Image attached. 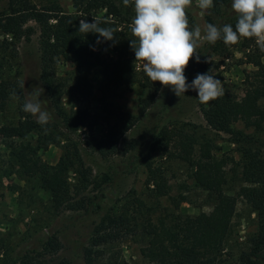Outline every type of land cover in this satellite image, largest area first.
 <instances>
[{
    "label": "trees",
    "instance_id": "16d2710c",
    "mask_svg": "<svg viewBox=\"0 0 264 264\" xmlns=\"http://www.w3.org/2000/svg\"><path fill=\"white\" fill-rule=\"evenodd\" d=\"M228 1L213 0L214 13ZM231 4L228 3L227 8L217 15L223 16L221 24L216 22L214 13L207 16L208 24L220 28L231 24L234 27L237 17ZM74 8V12H66L58 3L38 7L31 0H8L6 9L0 13V30L5 36L0 44V113H8L15 96L24 103L25 88H21L22 81L16 78L17 69H13L18 57L16 42L34 34V27L29 23L35 21L40 25V94L46 97L44 110L52 117L48 125L42 127L35 116L25 113L20 107L16 120L9 119L0 124V138L12 140L8 146L19 172L38 179L40 186L50 194L53 209L59 213H89L101 206L97 203L93 207L94 198L87 194L94 184L93 173L85 167L79 148L72 139L71 143H63L64 151L55 164L46 162L40 154L51 144H61L65 140L61 136L63 133L72 134L97 122L86 110L67 109L63 98L72 93L90 97L97 86L104 94L102 99L106 100L120 87L139 85L143 95L137 120L147 113L163 88L160 82H152L136 65L135 52L130 47V40L135 39L130 30L134 12L123 4V0H74ZM103 9L104 14H97ZM94 18L101 27L115 29L114 41L100 38L101 42L97 43L99 34L78 31L81 19L92 23ZM236 48L243 51L242 63L255 67L246 75L245 96L238 99L233 91L225 88L223 96L200 104L212 129L231 133L235 141H241L244 137L234 129L235 123L243 121L248 127L264 128V52L260 51L255 40L241 38L232 46H226L223 40L215 44L206 42L205 48L198 52L199 62L194 56L185 72L187 75L200 65V74L209 71L211 74V70L203 72L207 68V53L229 57ZM60 59L71 62L75 67L79 74L75 82L66 83L57 77L56 65ZM127 130L111 128L104 137L91 138L89 144L102 156L111 157L118 152ZM154 145L162 157L178 159L188 166L194 185L205 191L207 200L213 202L212 211L195 215L159 213L156 200L171 198L175 201L177 197L172 194L173 185L167 175V166L163 162L146 160L148 194L155 201L148 204L140 195L128 192L122 197V202L113 205L94 224L91 245H108L131 235L143 242L140 253L152 264H217L232 230L238 197L243 196L257 211L258 230L250 238L249 249L241 254L238 264H264V159L252 149L244 148V184L235 195L215 186L226 184L229 159L216 155L215 144L210 138L197 136L184 124H174L170 129L157 132ZM73 172L76 173V182L73 181ZM113 175V172L107 175L109 180ZM181 190L187 192L190 187L182 183ZM61 247L59 237L53 233L43 244L42 254H55ZM97 253L91 247L86 248V263L94 264ZM35 262L52 264L44 256L42 259L30 257L26 264Z\"/></svg>",
    "mask_w": 264,
    "mask_h": 264
},
{
    "label": "rangeland",
    "instance_id": "374dc122",
    "mask_svg": "<svg viewBox=\"0 0 264 264\" xmlns=\"http://www.w3.org/2000/svg\"><path fill=\"white\" fill-rule=\"evenodd\" d=\"M8 0H0V13L7 7ZM38 7L58 3L66 12H74V0H31ZM229 0L214 13V8L202 10L198 0H192V5L186 8L190 29L200 27L201 39L196 52L206 46L203 40L204 27L208 24L207 16L215 14L216 22L221 24V14ZM134 12V3L128 5ZM105 9L98 10L102 15ZM135 15V12H134ZM53 21V20H52ZM34 34L30 38H23L16 42L18 57L13 69H17V77L25 83L26 96L30 92L38 94L42 109L46 108V97L42 92L39 81L40 67V25L31 21ZM5 36L0 30V44ZM101 46H98L100 49ZM107 51V49L105 50ZM243 51L236 48L229 57H220L213 52L207 53L205 64L211 70V75L220 79L223 88L233 91L238 99L246 94V75L255 67L242 63ZM142 68L141 62H136ZM200 66V65H199ZM192 68L186 75L187 83L191 84L202 68ZM198 69V70H197ZM186 71V70H185ZM202 72V73H203ZM57 77L66 82H75L79 74L71 62L60 59L56 65ZM143 89L139 85L132 88L120 87L115 94H109L103 100L104 94L96 86L90 97L77 93L66 95L63 98L67 109H82L89 112L97 122L93 126L82 127L72 134L63 133L65 140L61 144H51L42 149L40 154L46 162L55 164L60 159L64 149L63 143H76L80 157L93 173L94 184L87 193L94 198V206L99 203L100 209L95 207L89 213L84 211L57 212L52 207L50 194L39 184L37 178H29L19 172L18 166L12 161L8 143L12 140L0 138V264L28 263L30 257L50 259L52 264H87L85 249L92 248L98 251L94 264H152L140 253L143 244L140 239L128 236L108 245L93 246L90 237L94 224L113 205L122 202L128 192L133 191L153 204L149 197L147 185L146 160L155 163L163 162L167 166V175L173 185L172 194L177 200L161 198L156 200L159 213L175 212L182 214L209 213L213 209V202L207 200L206 192L194 185L190 177L188 166L178 159H166L154 145L156 134L159 131L170 129L174 124L185 126L186 129L200 137H208L215 144V153L218 157H228L226 165L227 182L224 185H215L218 190L238 195L244 184L242 178L244 148L257 152L264 159V128L248 127L243 121L235 123L236 131L243 135L241 141H235L231 133L212 129L204 116L198 93L189 89L178 97L170 88L163 86L157 99L140 119L138 116L139 102ZM22 101L13 97L7 114L0 113V124L9 119L16 120ZM128 130L120 141L118 152L111 157H104L89 144L91 138H102L111 129ZM157 128V129H156ZM61 132V130H60ZM70 139V140H69ZM16 142H19L16 139ZM113 172L112 180L108 174ZM76 173H72L75 177ZM111 181V182H110ZM187 183L190 190L183 192L181 184ZM258 230L256 209L243 196L238 197L236 212L232 221V230L226 241L224 254L217 264H238L244 251H248L250 238ZM56 233L62 244L55 254H42V246L50 235ZM40 253V254H38ZM102 253V254H101ZM35 264H39L35 262Z\"/></svg>",
    "mask_w": 264,
    "mask_h": 264
},
{
    "label": "clouds",
    "instance_id": "9594fccd",
    "mask_svg": "<svg viewBox=\"0 0 264 264\" xmlns=\"http://www.w3.org/2000/svg\"><path fill=\"white\" fill-rule=\"evenodd\" d=\"M134 3V18L130 30L135 39L130 40V47L135 52L136 61L141 62L145 75L152 82H160L168 87L178 97L189 89L196 90L200 103L215 101L224 95L222 81L208 73L197 74L191 84L187 83L185 69L195 56L201 39V29H190L186 8L192 5V0H132ZM130 0H123L128 6ZM202 10L213 7V0H198ZM237 21L233 27L226 24L222 28L211 23L204 27L203 40L215 44L223 40L226 46L239 43L241 38H253L264 52V0H232L231 4ZM80 33L99 34L105 41L115 40V29L101 27L100 22L88 23L80 20ZM25 83L20 86L24 88ZM15 95V93H13ZM22 110L36 117V122L42 127L52 119L47 110L42 109L38 94L30 92L24 99Z\"/></svg>",
    "mask_w": 264,
    "mask_h": 264
}]
</instances>
